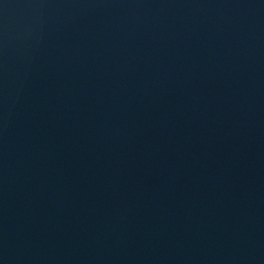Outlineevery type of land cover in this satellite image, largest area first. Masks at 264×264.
<instances>
[{
	"label": "water",
	"instance_id": "water-1",
	"mask_svg": "<svg viewBox=\"0 0 264 264\" xmlns=\"http://www.w3.org/2000/svg\"><path fill=\"white\" fill-rule=\"evenodd\" d=\"M0 264H264V0H0Z\"/></svg>",
	"mask_w": 264,
	"mask_h": 264
}]
</instances>
